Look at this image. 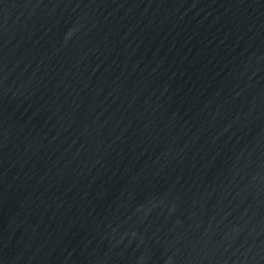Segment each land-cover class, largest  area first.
Segmentation results:
<instances>
[{"label": "water", "instance_id": "1", "mask_svg": "<svg viewBox=\"0 0 264 264\" xmlns=\"http://www.w3.org/2000/svg\"><path fill=\"white\" fill-rule=\"evenodd\" d=\"M0 264H264V0H0Z\"/></svg>", "mask_w": 264, "mask_h": 264}]
</instances>
